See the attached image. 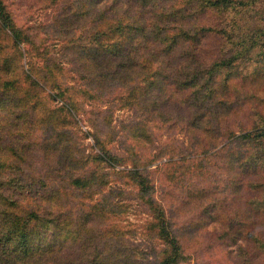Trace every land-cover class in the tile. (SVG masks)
<instances>
[{
  "label": "rangeland",
  "instance_id": "obj_1",
  "mask_svg": "<svg viewBox=\"0 0 264 264\" xmlns=\"http://www.w3.org/2000/svg\"><path fill=\"white\" fill-rule=\"evenodd\" d=\"M89 1H91L93 6L88 8L90 11L107 7V11L104 14L114 17L112 23L118 26L112 38L102 39V34L96 36V31L90 30L92 24L89 23L78 27L72 33H65L62 28H59L60 21L67 18L68 15L74 14L75 10L82 8L80 7V0H2V6L14 18L16 25L26 30L30 38L31 34L34 36H32L35 44V52L33 54L37 56H25L23 50L26 45H22L20 51L22 52L21 63L23 68L28 70L31 65L40 66L46 59H49V64L47 62V67L44 68V77L49 83L48 87L44 89L46 92L57 96L56 98H47L43 88H37L35 84H31L29 79L20 71L22 84L20 94H33L32 100L35 103L33 107L34 114L46 117V121L40 120V124H34L32 127L25 123L20 128L11 127L7 130V138L14 146L21 147L20 144L30 145L26 154L17 155L16 152H5L2 149L4 142L0 141V173H3L4 164L6 167L4 172L13 174L18 178V182L21 185L17 194H14L13 197L19 205L24 206L26 201H29L30 206H32L40 198L43 189L41 191L39 183L33 178V172L34 169H42L39 163V156L49 157L48 154L42 153L43 146H41L42 149L40 150L42 152H36L38 146H34L32 150L30 149L33 144L41 142V144H45L46 140L50 142V145H53L54 142L49 133L48 118L50 115L53 117L57 115L60 118L64 117L67 114L66 109L68 107L70 116L61 122L64 123L65 121L64 128L75 133L71 135L69 140L71 144L79 147L82 153L89 156V154L98 150L94 140V135H97L101 140H105V146L111 151L127 152L125 153L127 156L129 154L127 149H132L131 157L142 162L138 166L139 169L141 164L147 163L145 172H148L154 182L155 195L160 198H163V192L168 188V184L170 185L174 182L176 187L182 184V178L187 173L181 171L188 170L189 173L190 171L194 173L199 170L196 165V158L203 153H197L196 151H200L202 148L196 145L197 140L190 137L192 136L191 134L185 133L186 120L180 119L186 116V112L183 110L185 106L176 107L175 104H169L161 108L160 106L159 108L153 107L154 113L151 114L150 111L148 113L147 107L144 108L137 105L134 97L130 95L136 94V90L129 88L133 85L136 88L140 85V88H142L146 79L149 78L148 72L150 70L152 72L155 66L148 68L146 61L143 62L144 57H137L132 49L127 52L128 47L124 50L123 48H118L122 45L129 46L131 44L137 46L138 42L142 46V41L140 40L144 38L140 37L136 42H133L131 38L128 39L126 37L134 32H139L143 26H147L149 31L152 30L150 28L152 22H155L153 24L155 27L159 23L160 26L155 28L156 31H159L162 36L168 33L169 35L166 37L168 38L172 32L177 31L176 27L181 26L182 23L171 21L167 27L163 21L173 18L178 19L175 14L180 12V10L174 9V6L178 5L181 0ZM144 4H146V7H144ZM151 11H156V14L153 15ZM162 13L165 16L161 15ZM128 15L129 17L127 18ZM130 16H132L130 21L135 25L131 29L127 28L124 31H117L121 29L123 23L128 21ZM151 16H154V21H152ZM261 16V14H257V18L260 19ZM202 18L200 20H202L201 24L203 26H214L215 28L217 27L215 25L216 22L221 21V16L218 12H212V14ZM247 19L249 23L246 24L243 21L244 30L255 29L256 27L252 28L250 26L256 21L251 16V13ZM80 20L82 21V19ZM186 22L200 23V21H192L190 16L186 18ZM135 26L138 28H134ZM103 27L104 29L107 28ZM66 28H68V25ZM215 36H207L208 38L201 46L199 53L196 52L195 54V50L192 49V52L200 58L199 60L195 56L196 60L181 61L183 63L182 67L185 66L189 70L192 66H199L202 61L205 64L209 63L211 58L229 56L231 53L229 45L225 44V40L217 39L216 37L218 36ZM94 38L98 39L94 40ZM69 39H72L73 45L71 44L72 42H67ZM100 40L102 41L100 42ZM102 42L107 44V48H110L109 52H111L112 56V64L109 68H106L107 72L108 70L114 71L116 77L112 90L108 89L96 96L93 94V89L90 88H98L96 86L97 82L93 83L92 78L88 79V77L91 73L95 74L97 68H104L107 62L102 64L97 63L98 59L92 60L88 56V46L97 50ZM4 43L5 46L0 41V46H3L2 51L4 53L10 52L11 49L6 46L8 45L7 40ZM110 43L117 48L115 52L111 49L113 46L111 47ZM261 56L253 61L248 60L241 63L236 67L232 65H222L221 68L215 67L214 64L219 59L213 62L210 68L213 69L215 67L219 70V72L212 73L214 80L211 82L214 90H216L214 96H229L227 90L223 89L220 83L225 82V80L233 81V83H237L236 87L242 90H239L238 94L234 93L230 97L231 99L242 100L239 93H243L244 90L245 92L249 91L251 92L249 93L250 95L252 93L255 94L258 107L261 106L264 109V87L250 83L252 75L254 76L260 69H264V53ZM134 59L138 60L135 61ZM179 66V64L173 65L165 69L163 74L173 72L175 77L178 75L177 68ZM163 76L159 74L158 77H154V86H157V83L159 85L161 83L166 84L163 82L165 80ZM65 86L70 87L66 88ZM235 103L240 105L241 102L236 101ZM247 103H250V100ZM240 106L241 111H243V105ZM159 111L163 115H160ZM249 111L240 112L237 115L230 110L226 118H229L230 115L234 116L231 114V112H234L236 120L247 124L250 120ZM224 112L226 113V111ZM29 114H31V111ZM138 121H142L145 134L139 133L135 129L134 132L133 128L130 127L131 122ZM47 122L48 124H46ZM208 123L212 127L217 124L211 118ZM220 123L225 125L221 119L219 120ZM14 124L13 126H15ZM147 128L148 134L146 136ZM2 136L3 133L0 132V138ZM202 139L204 138L198 140ZM262 142L264 143V139ZM204 146L207 147L206 140ZM20 150L23 149L20 148ZM173 151H175L173 155L178 154V156L169 158L170 154H172L170 152ZM181 152L186 155L184 157L180 156ZM74 155L78 158L77 153H74ZM180 158H184V161L178 163L177 171L180 175L176 181H173L171 177V173L174 170H163V174H166V181H164V178L162 179V173L156 174L158 166L162 163L169 161V159L177 160ZM9 159H17L20 162H16L18 163L16 165L15 162L10 163ZM225 162L226 158L224 160L220 159L217 163L218 165L213 169L211 168L212 170L210 169L209 173L206 174V171H204L203 175H199V178L203 180L209 177V185H213L215 188L212 187L211 190L209 199L211 203H208L211 205L210 207L208 205V208L206 207L208 210L201 208L198 211V215L204 221L203 226L199 225L196 226L194 231L187 229L189 231L185 232L184 238L190 239L188 241L190 248L186 249L185 256L179 264H264V187L260 188L259 192H256L250 189L249 183V189L247 187L244 188L243 183H240V179L244 177L246 169H230L228 171ZM259 163L262 164L259 168L260 170L264 166V162L260 159L257 161V164ZM48 164L51 166V162ZM181 165L182 167L180 168ZM9 166L13 170H9ZM193 168L194 172L190 170ZM129 169H131L129 161L120 162L113 167L109 164L101 163L99 174L102 173V176L97 175L98 180H96V185L93 187L77 191L73 189L67 190L66 185L67 196L61 198V203L63 202L62 204L70 212H74L73 215L77 212V208H72L71 205L78 201L82 203V205L78 204L77 206L80 209L78 214L82 218L80 223H65V229L69 231H67V234L64 232V234L69 243L76 236H83L80 239L82 243L81 251L84 249L86 253L90 254L93 253L92 248L94 246L96 248L102 246L104 247V252L109 253L118 247L122 239L126 240L135 246L133 254L135 253V259L139 264H153L154 257L157 259L161 256L160 250L163 244L159 238L153 236V231L149 225L152 217L147 206L143 204L144 202L136 197L137 187L129 184L131 181H128L124 173L121 172ZM167 171L169 172L167 173ZM237 172L238 174L235 175ZM192 177H190L191 179H184L183 182L197 180L195 174ZM249 179H251V182L257 181L256 176L251 174L244 178V181L247 182ZM259 182L262 183V180L259 179ZM238 186L243 187V192L234 191ZM58 187L60 190H64L61 186ZM228 187L229 189H227ZM223 188H225V191L222 190ZM19 191H22V193ZM220 203L221 205H226L223 211ZM95 212L98 214L97 216H90ZM191 215L192 213L176 212L173 221H185ZM72 217L75 218L74 216ZM235 222H239L243 227L228 228V225L231 226ZM94 234L96 236L93 238ZM86 240H89V242H86ZM97 240L98 242H96Z\"/></svg>",
  "mask_w": 264,
  "mask_h": 264
},
{
  "label": "trees",
  "instance_id": "obj_2",
  "mask_svg": "<svg viewBox=\"0 0 264 264\" xmlns=\"http://www.w3.org/2000/svg\"><path fill=\"white\" fill-rule=\"evenodd\" d=\"M80 1V7L82 8L75 10L74 14L68 15L67 18L60 21L59 28H62L65 33H72L78 27L89 23L92 24L90 30L96 31V36L102 34V39L112 38L118 25L112 23L114 17L104 14L107 11V7L90 11L88 8L93 7L91 1ZM112 2L116 1L112 0ZM2 3V0H0V41L5 46L4 41L7 40L8 45L6 46L11 51L4 53L2 51L3 46H0V132L3 133L0 141L4 142L2 144L3 151L16 152L17 155H22L26 154L30 145L20 144L21 147L14 146L7 138V130L11 127L20 128L25 123L32 127L34 124H40V120L46 121V117L34 114L33 107L35 103L32 100L33 94H20L22 88L20 71L29 79L31 84H35L37 88H43L47 98H56L57 96L46 92L44 89L48 87L49 83L44 77V68L47 67V62L49 64V59H46L40 66L31 65L28 70L23 68L21 63L22 52L20 51L22 45H26L23 50L25 56H37L33 54L35 52L33 35L31 34L30 38L26 30L16 25L14 18L4 9ZM144 7H146V4H144ZM174 9L180 10V12L175 14L178 19H167L163 22L167 27L171 21L175 23L181 22L182 25L177 26V31L172 32L168 38H166L169 35L168 33L162 36L159 31H156L155 28L160 26L159 23L155 27L153 25L155 22H152L150 25L152 30L149 31L147 26H143L139 30L140 35L139 32H134L135 34H129L126 37L128 39L131 38L133 42H136L140 37L144 38L140 40L142 41V46L139 42L136 44L137 46L131 44L129 45L130 47L119 43L122 46L118 48H123L124 50L128 47L127 52L132 49L137 57H144L143 62L146 61L148 68L155 66L152 72L151 70L148 72L149 78L146 79L142 88H140V85L138 88L135 85L129 88L136 90V94L130 95L134 97L137 105L144 108L147 107L148 113L150 111L151 114L154 113L153 107L159 108L160 106L161 108L169 104H175L176 107L185 106L183 110H185L186 116L180 119L186 120L185 133L191 134L192 136L190 137L197 140L196 145L202 148V150L196 151L197 153H203L196 158V165L199 170L194 172V168L190 169L194 173H191V171L189 173L188 170L181 171L187 173L182 178V184L177 187L174 182L170 185L168 184V188L163 192V198H160L155 195L154 182L148 172H145L147 163L141 164L139 169L138 166L142 162L131 157L132 149H127L129 152L127 156L125 154L127 152L111 151L105 146V140H101L99 136L94 135L98 150L88 156L82 153L79 147L70 143L71 135L75 133L64 128L65 121L64 123L61 122L70 116L69 107L66 109L67 114L64 117L60 118L59 115L55 117L50 115L48 126L51 139L54 142L53 145H50V142L46 140L45 144H41L42 142L39 143L40 145L33 144L30 149L32 150L34 146H38L36 152H39L42 149L41 146H43V152H40L48 154L49 157L39 156V163L42 169H34L33 172V178L39 183L41 191L43 189L36 204L30 206L29 201H26L24 206L18 204L13 196L17 194L21 184L16 176L4 172L6 167L3 164V173H0V264H139L135 259V253L133 254L135 246L126 240L122 239L118 247L109 253H105L102 246H99V248L94 246L92 248L93 253L90 254L86 253L84 249L81 251L82 243L80 239L83 236H76L69 243L64 234V232L67 234V231H69L65 229V223H80L82 217L78 214L80 209L77 206L78 204L82 205V203L78 201L71 205L72 208H77V212L73 215L74 212H70L62 204L63 202L61 203V198L67 196V190L78 191L89 189L96 185L97 177L102 176V173L99 174L101 163H106L113 167L120 162H130L131 169L122 170L121 172L124 173L128 181H131L129 184L137 187L136 197L144 202L143 204L147 206L152 217L149 225L153 231V236L159 238L163 244L160 250L161 256L157 259L154 257L153 264H179L182 261L187 251L186 249L190 248L188 246L190 239L184 238L185 232L189 231L187 229L194 231L196 226H203L204 221L201 220L198 211L201 208L208 210V205L209 207L211 205L208 204L211 203L209 200L211 190L212 187L215 188V186L209 185V177L203 180L199 178V175H203L204 171H206V174L209 173L211 168L213 169L218 165L217 163L220 159L224 160L226 158L225 166L228 171L230 169H246L244 177L240 179V183H243L244 188H248L249 183L250 189L256 192H259V189L264 187V166L259 170L262 164H257L260 159L264 162V158H262L264 156V143L262 142L264 139V109L261 106L258 107L255 94L252 93L250 95L249 93L251 92L249 91L245 92L244 90L243 93H239L242 100L231 99L230 97L234 93L238 94L239 90L242 89L236 87V82H229V80L220 83V86L227 90L229 96L215 97L214 93L216 90H214L211 82L214 80L212 73L219 72L215 68L217 66L220 68L222 65L236 67L248 60L253 61L262 57L261 54L264 53V0H181L178 5L174 6ZM156 11L151 12L155 15ZM212 12H218L221 16V21L216 22V28L214 26H203L200 18L212 14ZM250 13L256 19L253 25L250 26L256 28L246 31L243 27V21L246 24L249 23L247 17H249ZM257 14L262 15L260 19L257 18ZM161 15L165 16L164 13ZM86 16L88 17L85 18ZM189 16L192 21H200V23L186 22V18ZM153 17L151 16L152 21L155 20ZM131 18L132 16L117 31H124L127 28L131 29L135 25L130 21ZM67 25L68 28H66ZM103 26L109 30L104 29ZM134 28L138 27L135 26ZM2 32L3 34L1 35ZM211 35L218 36H215L217 39L225 40V44H228L231 49L229 56L223 58L220 56L214 57L213 59L211 58L209 63L205 64L202 61L199 66H192L189 70L185 66L182 67L183 61L200 59L195 54L196 52L199 53L201 46L208 38L207 36ZM97 39L94 38V40ZM71 40L69 39L67 42H72ZM71 44L73 45V42ZM100 44L97 50L88 46V56L92 60L98 59L97 63L102 64L107 62L104 68H97L95 74L91 73L88 77V79L92 78L93 83L97 82L96 86L98 88H90L93 89V94L96 96L108 89L112 90L116 77L114 71L108 70L107 72L106 69L112 64L110 48H107V44L104 42ZM110 46H113L111 48L113 52L117 50L112 43H110ZM192 49L195 50V54ZM93 55L95 56L92 57ZM217 59L219 60L216 61ZM213 62H215V67L211 69ZM177 64L180 65L177 68V76L174 77L173 72L163 74L165 69ZM259 71L256 75H252L250 83L264 87V69ZM159 74L161 76L165 75L163 76V78L165 77L163 82L166 84L161 83L159 85L157 83V86H154V79ZM170 75L171 77H169ZM173 80H175L174 85ZM174 86L175 88H173ZM65 87L69 88L70 86ZM248 100H250V103H247ZM236 101L241 102L240 105H243V111H241V106L235 103ZM23 104L26 105L21 106ZM230 110L237 115L240 112L250 110L249 122L246 124L236 120L234 112H231L234 116L230 115L229 118H226ZM30 111L31 114H29ZM159 114L163 115L160 111ZM210 118L217 122L213 127L208 123ZM220 119L224 121L225 125L219 124ZM141 122H131L130 127L133 128V131L135 129L139 133L145 134V130L142 127L143 123ZM147 131L148 128L146 136L148 134ZM200 138L204 139L199 141L198 139ZM205 140L207 147L204 146ZM20 148L23 150H20ZM174 152H170L172 154H170L169 158L178 156V154L173 155ZM74 153L78 154V158L75 157ZM185 155L182 152L180 153V156L184 157ZM10 160V163L15 162L16 165H18L16 162H20L17 159ZM180 161H184V158L169 159V161L158 166L157 170L155 169L156 174L162 173V179L164 178V181H166V174H163V170H174L171 173V177L173 181H176L180 175L177 171ZM49 162H51V166L48 164ZM9 170H13L12 167L9 166ZM194 174L197 176V180L183 182L186 178L191 179L190 177ZM250 174L256 176V182H251V179L247 182L244 181V178H247ZM259 179L262 180V183L259 182ZM66 185L67 190L65 189ZM58 186H61L64 190H60ZM243 187L238 186L234 191L241 193L243 192ZM222 190L225 191V188ZM19 192L22 193V191ZM220 206L222 211L226 208L225 204L221 205L220 203ZM176 212L192 213V215L190 218L187 217L185 221L174 222L173 217ZM97 215L95 212L90 216ZM238 225H240L239 222H235L231 226L228 225V228L243 227V225ZM95 236L94 234L93 238ZM86 242H89V240H86Z\"/></svg>",
  "mask_w": 264,
  "mask_h": 264
}]
</instances>
